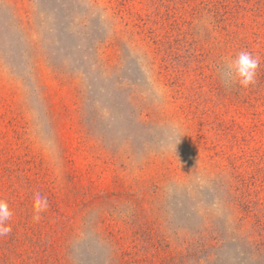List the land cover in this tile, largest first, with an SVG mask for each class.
Returning a JSON list of instances; mask_svg holds the SVG:
<instances>
[{
    "label": "rangeland",
    "instance_id": "1",
    "mask_svg": "<svg viewBox=\"0 0 264 264\" xmlns=\"http://www.w3.org/2000/svg\"><path fill=\"white\" fill-rule=\"evenodd\" d=\"M0 164V264H264V0H0Z\"/></svg>",
    "mask_w": 264,
    "mask_h": 264
},
{
    "label": "clouds",
    "instance_id": "2",
    "mask_svg": "<svg viewBox=\"0 0 264 264\" xmlns=\"http://www.w3.org/2000/svg\"><path fill=\"white\" fill-rule=\"evenodd\" d=\"M260 65V59L252 53L240 51L234 58L226 62L229 78L239 83L241 87L247 88L255 83L256 74ZM49 208L48 199L39 192L33 194V219L39 222L41 215ZM13 212L9 203L0 199V237L7 236L12 231L9 223Z\"/></svg>",
    "mask_w": 264,
    "mask_h": 264
},
{
    "label": "trees",
    "instance_id": "3",
    "mask_svg": "<svg viewBox=\"0 0 264 264\" xmlns=\"http://www.w3.org/2000/svg\"><path fill=\"white\" fill-rule=\"evenodd\" d=\"M245 1H247V0H245ZM251 10V11H250ZM252 12L253 11V9H248V8H244V9H242L241 7H238L237 8V11H235V12H233L234 14V16L236 17V19L237 20H239V17H241V18H244L246 15V13H248V12ZM256 12H257V10H256ZM217 16L218 17H220L219 16V14H217ZM245 25V23H241L240 25H239V27L241 28V27H243ZM0 169L2 170V169H4L3 168V166L0 164ZM9 170V169H8ZM7 169H5V170H3V172L4 173H7V172H9ZM12 227V226H11ZM14 233H13V231H11V233H9L7 236H5L6 238H9L11 241L9 242V244L10 243H13V242H15V243H17L18 245H19V242H17L18 240L16 239V236H15V234L13 235ZM7 240L2 236V237H0V253L1 252H3L6 248L8 249V246L6 245V244H8V242H6ZM11 251H13L12 249H11ZM13 253V252H12Z\"/></svg>",
    "mask_w": 264,
    "mask_h": 264
}]
</instances>
